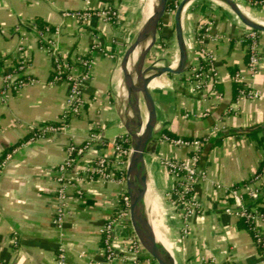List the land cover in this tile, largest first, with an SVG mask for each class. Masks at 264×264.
<instances>
[{"label":"crops","instance_id":"0c3cea01","mask_svg":"<svg viewBox=\"0 0 264 264\" xmlns=\"http://www.w3.org/2000/svg\"><path fill=\"white\" fill-rule=\"evenodd\" d=\"M87 1L0 0L1 64L16 60L18 51L23 49L29 61L26 73L33 79L14 92L7 103L0 100V261L56 264L57 248L62 245L66 264H131L127 257L112 263L105 261L100 229L114 213L119 192L126 190V171H116L118 157L112 147L115 138L128 135L124 128L127 114L120 101L119 62L149 17L154 0ZM235 1L264 23V3L254 6L246 0ZM214 3H187L181 24L189 54L188 68L182 74H163L150 86L158 118L156 150L145 155L146 212L153 219V213L160 208L166 219L175 223L167 248L177 264H264V253L254 244L250 232L239 220L223 212L227 190L246 182L264 165V31L259 36L262 66L254 80L260 97L237 100L232 78L237 72L246 75L243 33L247 26L227 6ZM107 4L117 12L118 24L97 13ZM86 6L95 12L85 24L64 15V11ZM37 22L52 30L59 28L55 39L60 49L90 53L91 78L83 90L84 108L78 116L70 117L65 134L26 142L36 127L60 121L68 94L67 83L49 82L52 60L38 40ZM199 25L204 28L202 37L197 35ZM169 39L176 46L173 14L164 17L147 60L154 48L159 50ZM94 42L101 48H110L115 57L105 56L100 48L90 52ZM200 48L212 54L218 82L214 87L210 82L204 90L193 93L184 79L194 66L203 63ZM1 85L0 78V89ZM90 132H98L102 143L94 144L77 161L80 174L87 171L97 154L108 156L109 169L115 173L109 179L84 178L83 197L70 202L72 213L58 227L52 222L56 167L65 159L66 146L80 144ZM254 132L256 135L248 134ZM165 133L175 138L204 140L200 168L206 179L195 190L200 211L190 220V231L183 239L178 236L179 214L166 196L172 178L162 161L185 159L190 150L163 138ZM74 188H69L70 194ZM258 203L264 206V188ZM159 231L165 238L160 228ZM125 232L131 235L132 229ZM123 237L122 234L118 240ZM141 261L153 264L145 253Z\"/></svg>","mask_w":264,"mask_h":264},{"label":"built area","instance_id":"2783aa9c","mask_svg":"<svg viewBox=\"0 0 264 264\" xmlns=\"http://www.w3.org/2000/svg\"><path fill=\"white\" fill-rule=\"evenodd\" d=\"M179 1L168 0L165 16H170L174 13ZM246 2L248 5L254 6L264 3V1L251 0H246ZM87 4H89V0ZM238 5L244 9L241 4L238 3ZM94 12L86 6L80 10L64 11V15L73 17L81 24H85ZM97 13L108 22L118 24L120 21L117 12L109 4L102 7ZM203 29L202 25L198 26L197 35L199 37L204 35ZM58 31V27L53 28V30L48 26L43 30L36 28L38 40L52 60V76L49 82L51 84L65 82L68 85L66 107L58 123L42 124L36 127L26 142L47 135L65 134L68 130L70 117L78 116L84 108L83 90L91 78L92 57L89 52L81 54L70 49H60L55 39ZM259 36L260 31L250 27H246L243 33L247 50L246 75L237 72L232 78L234 82L240 84L237 100L240 98L253 100L260 97V92L254 84V80L262 66ZM96 48H100L107 57H115L110 48L107 46L101 48L97 42L92 44L89 51L91 52V50ZM199 57L202 58L203 63L194 66L184 79L189 91L193 93L204 90L210 82L213 87L218 82L213 67L212 54L200 48ZM28 62V57L24 54L23 49H20L16 65L12 62L0 64V78L2 81L0 100L2 103H7L14 92L19 91L27 82L33 80L26 73ZM162 137L168 139L165 135ZM170 141L176 146L190 150L189 155L185 159L166 158L162 161L163 167L172 178V184L166 196L173 210L179 214L178 236L183 239L190 231V220L197 216L200 211V204L195 196V190L197 184L206 179L205 171L200 168L204 140L199 138H173ZM97 143H102V137L98 132H90L85 140L78 145L69 143L66 146L65 159L56 167L57 188L55 189V200L52 205V222L58 227H61L66 218L72 213L73 209L70 207V202L83 197L82 180L84 178L89 180L94 177L109 179L115 173L114 170H110L111 166H109L108 156L97 154L91 160L92 163H90L87 171L83 172V175L80 174V170L76 166L77 161L85 156ZM112 147L118 157L116 171L120 169L126 171L131 151L128 135H121L115 138L112 141ZM70 187H75L73 194L69 193ZM263 188L264 167L255 170L248 180L240 186L227 190L225 195L226 205L223 208V212L242 221L250 232L254 244L264 253V210L262 209L263 206L258 203V198ZM115 207L114 213L107 218L100 229L101 247L105 261L112 263L117 260L122 261L124 257H127L131 264H142L141 256L145 251L134 234L118 240L125 230L131 228L129 197L126 190L119 192ZM0 264L10 263L0 261ZM56 264H66V254L62 245L57 248ZM222 264L236 263L224 262Z\"/></svg>","mask_w":264,"mask_h":264},{"label":"water","instance_id":"95a60500","mask_svg":"<svg viewBox=\"0 0 264 264\" xmlns=\"http://www.w3.org/2000/svg\"><path fill=\"white\" fill-rule=\"evenodd\" d=\"M180 0L173 13L177 46V62L146 65L147 56L155 45L160 24L163 22L168 0H154L152 14L125 49L120 62L121 93L125 111L124 128L130 137V154L126 168V191L129 197L131 229L141 247L156 264H177L171 252L158 241L152 228L145 222L143 194L146 186L145 155L157 147L155 128L157 111L150 90L152 82L163 74H182L189 65V54L184 39L181 16L188 2ZM214 1V0H212ZM226 5L237 19L247 27L264 31V24L244 14L235 0H216ZM138 47L141 48L135 68H128V61Z\"/></svg>","mask_w":264,"mask_h":264},{"label":"rangeland","instance_id":"374dc122","mask_svg":"<svg viewBox=\"0 0 264 264\" xmlns=\"http://www.w3.org/2000/svg\"><path fill=\"white\" fill-rule=\"evenodd\" d=\"M213 4H215L214 1H213ZM170 38H172V35ZM177 58H178V55H177V48L175 46V43L173 44V41H171L169 39V41L165 42L163 44V47H161L159 50L154 48L149 59L146 61V65H149L152 63H156V64L168 63V64H171L172 61L177 60ZM166 195H167V193H166ZM153 216H152L153 218L158 219L160 221V223H161L160 229L162 230L166 240L168 242H170V230H171V228H173V225L175 223L173 222V220L172 221L169 220V218L166 219V216L162 214V210L160 208H158L157 211L153 213ZM129 235H130V233L125 232V233H123V236H124L123 238H125L126 236H129ZM153 264H156V262H153Z\"/></svg>","mask_w":264,"mask_h":264},{"label":"bare ground","instance_id":"6f19581e","mask_svg":"<svg viewBox=\"0 0 264 264\" xmlns=\"http://www.w3.org/2000/svg\"><path fill=\"white\" fill-rule=\"evenodd\" d=\"M214 2L219 3V2L216 1V0H214ZM219 4H221V3H219ZM153 7H154V4H152V5L150 6L148 16H150V15L152 14ZM240 9H241V11H242L244 14H246V15L249 16L250 18H253V16H251V14H250L249 12H247L246 10H244V9H242V8H240ZM253 19H255V18H253ZM255 20H256V19H255ZM257 21H258V20H257ZM259 22H261V21H259ZM261 23H263V22H261ZM263 24H264V23H263ZM140 50H141L140 47H138L136 50H134V52L132 53V55H131V57H130V59H129V61H128V68H129L131 71H133V69L135 68L136 60H137V58H138V56H139V54H140ZM176 62H177V60L172 61V63H171L172 67L175 66ZM151 86H152V84H151ZM120 101H121L122 109H123V111H125L124 99H123V95H122V93L120 94ZM126 118H127V117H126ZM145 189H146V186H145ZM145 189H144V194H143L145 222H146V223L152 228L153 232L156 234V238H157V240L160 241V242H162L166 247H168L167 240L159 234V232H160V231H159V228H160V221H159V220H156L155 218H153V219H151L150 217H149L150 219L148 218V215H149V214L146 212V204H145ZM152 202H153V201H152ZM153 205H154V204H153ZM151 206H152V205H151Z\"/></svg>","mask_w":264,"mask_h":264},{"label":"trees","instance_id":"16d2710c","mask_svg":"<svg viewBox=\"0 0 264 264\" xmlns=\"http://www.w3.org/2000/svg\"><path fill=\"white\" fill-rule=\"evenodd\" d=\"M251 1H264V0H251ZM37 29L38 30H43L47 25H44V23H42V22H37ZM162 25V23L160 24V26ZM49 27V26H48ZM50 28V27H49ZM160 28V27H159ZM2 62L0 61V64H1ZM12 63L13 64H15L16 65V60H13L12 61ZM51 76H52V73H51ZM50 76V77H51ZM239 87H240V84H238V83H234V88H235V92H237L238 91V89H239ZM55 123H57V122H55ZM255 133V132H254ZM254 133H248V134H251V135H256V133L254 134ZM165 136H167L168 138H170V139H173V138H175L173 135H171V134H169V133H165L164 134ZM23 142V141H22ZM22 142H20V143H22ZM258 143L259 142H261V140H258L257 141ZM264 167V165H261L259 168H263ZM262 209L264 210V206L262 207ZM240 223H241V225H243V226H245V224L242 222V221H240ZM246 227V226H245ZM131 234H133V232H131ZM146 255H147V253H145ZM152 261L154 262V260L152 259Z\"/></svg>","mask_w":264,"mask_h":264}]
</instances>
